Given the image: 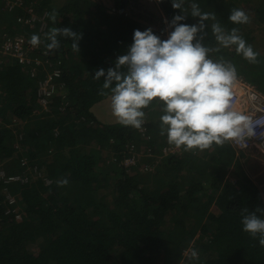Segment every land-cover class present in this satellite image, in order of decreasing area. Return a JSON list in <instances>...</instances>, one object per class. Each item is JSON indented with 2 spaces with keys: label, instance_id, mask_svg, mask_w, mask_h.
<instances>
[{
  "label": "trees",
  "instance_id": "1",
  "mask_svg": "<svg viewBox=\"0 0 264 264\" xmlns=\"http://www.w3.org/2000/svg\"><path fill=\"white\" fill-rule=\"evenodd\" d=\"M23 3L24 10L5 12L0 2L5 16L0 34L38 35L36 25L19 23L32 8L37 15L47 12L46 33L70 27L80 39L78 52L65 37L50 49L61 59V76L46 113L37 104L36 80L26 68L13 62L0 67V169L8 175L21 173V158L36 167L27 184L9 185L17 198L13 207L4 201L0 183V264H264L260 235L243 231L241 224L244 209L264 217L259 211L264 210V196L239 157L248 151L237 154L228 141L206 149L170 143L160 127L162 107L155 101L142 109L139 129L144 134L119 122L104 124L91 112L111 95L94 72L113 66L132 43L135 29L151 28L165 39L171 29L162 18L156 19L160 24L154 30L149 24L153 18L141 21L133 11H118L129 8L126 0L109 5L58 0L55 7L50 0ZM197 3L215 16L205 21L203 33V42L212 49L209 56L233 64L237 77L264 95V54L253 44L258 33L249 29L253 22L264 30V0ZM154 4L167 20L179 12L170 0ZM235 8L246 12V23L228 20ZM196 19L188 16L182 22ZM214 22L226 31L236 28L257 52L256 60H247L235 46H219L211 31ZM45 34L38 35L44 46ZM19 133L22 152L14 149ZM138 145L142 147L135 150ZM164 148L174 151L164 154ZM133 154L135 162L126 164ZM64 179L68 182L60 184ZM192 249L198 255L183 260L184 251Z\"/></svg>",
  "mask_w": 264,
  "mask_h": 264
},
{
  "label": "clouds",
  "instance_id": "2",
  "mask_svg": "<svg viewBox=\"0 0 264 264\" xmlns=\"http://www.w3.org/2000/svg\"><path fill=\"white\" fill-rule=\"evenodd\" d=\"M170 3L179 12L171 20L161 13L165 25L171 29L166 39H161L151 28L135 29L132 43L117 56L113 66L94 72L93 78L102 77V88L110 90L113 116L122 125L139 129L145 116L142 109L155 101L162 107L159 117L162 133L170 143L185 149H206L213 144L242 141L246 136L255 135L252 117L232 107L233 85L237 80L235 66L213 60L209 56L212 49L203 42L205 21L214 20V13L202 11L197 0H170ZM188 16L197 18L196 23H183ZM248 19L241 8L231 10L228 15L233 24H243ZM211 31L219 46H235V51L244 58L256 60L257 52L236 28L226 31L214 22ZM45 35L48 49L58 48L59 37H65L79 50L80 33L70 27H54ZM30 42L39 43L38 35L33 34ZM67 182V179L59 181L60 184ZM243 211L247 214L241 219L242 230L259 234V244L264 245V217L256 211ZM197 255L192 249L191 256Z\"/></svg>",
  "mask_w": 264,
  "mask_h": 264
},
{
  "label": "built area",
  "instance_id": "3",
  "mask_svg": "<svg viewBox=\"0 0 264 264\" xmlns=\"http://www.w3.org/2000/svg\"><path fill=\"white\" fill-rule=\"evenodd\" d=\"M0 2L2 4L1 9L5 12H12L15 9L24 10L23 0H0ZM126 3L129 4V8L118 10L119 12L127 10L128 12L133 11L135 15H140V19L143 16V20L141 21H146L154 17L149 16L150 13L145 10V7L142 5V0H126ZM27 13H30V15L27 18H24V16L20 17L19 23H26L29 26L36 25L38 35H44L48 29L47 12L44 11L42 14L37 15L30 8L27 10ZM160 16L163 22H165L162 14ZM158 18L160 17H154L155 22L151 23L157 24L156 19ZM43 43V39L40 38L39 43L33 45L30 42V38L25 37L22 32L10 34L4 31L0 34V67L3 64L11 62L25 67L29 77L36 80L37 104L41 111L46 113L50 110L51 97L55 90L56 81L61 76V59L44 46ZM233 93L232 107L252 117V126L254 127L255 135L246 136L242 141L229 140V145H231L237 154L252 150L264 154V95L241 78H237L235 81ZM12 124H18V121L14 120ZM139 132L144 134L143 129H139ZM22 137L23 134L19 133L14 145V149L18 152H22L20 142L22 141ZM173 151L174 149L170 148L163 149L164 154ZM135 157L136 155L133 154L126 160V164L134 163ZM20 167L22 168L21 173L13 175H8L6 171L0 169V183L3 186L4 201L11 207L14 206L17 198L8 190L9 185L18 184L22 186L27 184L29 182L28 173L36 169V167H29L27 159L25 158L20 159ZM25 169L28 172L23 171ZM43 180L46 185L50 183L47 179ZM16 217L19 218V215Z\"/></svg>",
  "mask_w": 264,
  "mask_h": 264
},
{
  "label": "rangeland",
  "instance_id": "4",
  "mask_svg": "<svg viewBox=\"0 0 264 264\" xmlns=\"http://www.w3.org/2000/svg\"><path fill=\"white\" fill-rule=\"evenodd\" d=\"M97 2H102L106 5L109 4H114V2L116 0H95ZM155 0H142V5L145 7V10L147 12H149V16L150 17H157L158 15L160 16L162 11L160 8H158V6H156L154 4ZM56 2H58V0H50V4H53V6L55 7ZM152 2V3H150ZM163 14V13H162ZM6 16H10V15H6ZM1 19H0V23H2L5 19V16L2 14L0 15ZM153 17V19H154ZM140 20H143V16ZM155 22V19H154ZM160 23L154 24L151 23L150 25L153 27L154 30L159 29V25ZM33 27V26H30ZM259 26L253 24V22L250 24L249 29L253 30L254 32L258 33V36L255 37V41L253 40V44L254 47L256 49L257 52H260L262 54H264V30H257ZM240 78V77H237ZM110 102V97H108L107 99L103 100L101 102V106L100 103L97 104L96 108H95V112L96 114H98L99 116H103L107 117L110 116L111 120L107 123L104 124H110L112 119H114V121H117V119L113 116L110 105L108 107H106V104H109ZM96 105V104H95ZM102 110H105V112L103 113ZM92 112V110H91ZM106 113V114H105ZM108 121V120H105ZM113 123V122H112ZM141 145L135 146V150L139 149ZM142 147V146H141ZM134 150V151H135ZM240 159H241V163L243 165V168L245 169L246 173L251 177V179L254 180V182L261 188L262 187V193H264V154H261L257 151H248L246 154L244 155H239ZM191 251L190 250H186L183 253V260H188L191 256ZM180 264H183L182 261L180 262ZM185 264V263H184Z\"/></svg>",
  "mask_w": 264,
  "mask_h": 264
},
{
  "label": "crops",
  "instance_id": "5",
  "mask_svg": "<svg viewBox=\"0 0 264 264\" xmlns=\"http://www.w3.org/2000/svg\"><path fill=\"white\" fill-rule=\"evenodd\" d=\"M164 24H166V22H164ZM166 38H167V36H166ZM165 38V39H166ZM110 105V102H109V104H106V107H108ZM96 106H97V104L96 105H94L92 108H91V110H92V113L94 114V116L96 117V119L98 120V121H100V122H102V123H107V122H109L110 120H111V117L110 116H107V117H104V114H103V116L101 115V116H99L98 114H96V112H95V108H96ZM100 106H101V103H100ZM103 111V113L105 112V110H102ZM106 114V113H105ZM105 120H108V121H105ZM114 123V122H118V121H114V119H112V121H111V123ZM260 190H261V192H262V188H260ZM262 195L264 196V193H262Z\"/></svg>",
  "mask_w": 264,
  "mask_h": 264
}]
</instances>
